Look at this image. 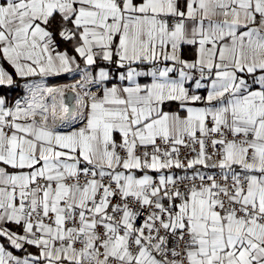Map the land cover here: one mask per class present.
I'll return each instance as SVG.
<instances>
[{
    "label": "snow or ice",
    "instance_id": "snow-or-ice-1",
    "mask_svg": "<svg viewBox=\"0 0 264 264\" xmlns=\"http://www.w3.org/2000/svg\"><path fill=\"white\" fill-rule=\"evenodd\" d=\"M0 264H264V0H0Z\"/></svg>",
    "mask_w": 264,
    "mask_h": 264
}]
</instances>
